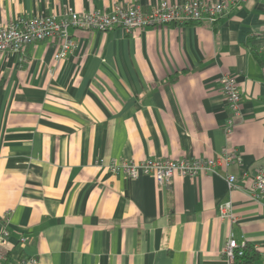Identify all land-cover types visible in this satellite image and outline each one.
Segmentation results:
<instances>
[{
  "label": "crops",
  "instance_id": "obj_1",
  "mask_svg": "<svg viewBox=\"0 0 264 264\" xmlns=\"http://www.w3.org/2000/svg\"><path fill=\"white\" fill-rule=\"evenodd\" d=\"M161 1L0 0V24L19 16L60 19L70 7L148 10ZM70 33L76 46L65 58L55 56L58 39L28 44L22 54L0 53L6 260L221 264L233 233L252 248L243 264H264V208L250 192L264 167V0H240L212 23ZM225 73L235 76L242 97L230 136L233 113L219 82ZM226 148L241 161L218 174H176L170 185L97 163L216 157ZM228 173L237 177L233 190ZM228 200L235 223L220 216Z\"/></svg>",
  "mask_w": 264,
  "mask_h": 264
},
{
  "label": "built area",
  "instance_id": "obj_2",
  "mask_svg": "<svg viewBox=\"0 0 264 264\" xmlns=\"http://www.w3.org/2000/svg\"><path fill=\"white\" fill-rule=\"evenodd\" d=\"M240 0H184L176 3L161 1L144 10L139 5L114 4L109 10L93 9L78 12L69 8L63 18L58 19L54 14L33 16L30 18L19 16L8 25L0 24V53H24L28 44L45 39H58L56 58H65L76 46L70 29L83 28L105 31L120 27L127 33H132L136 28L159 26L165 24L182 25L192 21L214 22L220 16L229 13L231 8ZM219 82L225 93L226 99L232 110L233 117L226 129L230 136L235 120L242 115V97L239 84L235 76L225 73ZM241 161V156L236 149L226 148L216 157L201 158H144L143 160H118L116 158H100L98 165L114 174L123 173L131 178H137L141 173L152 174L160 185L172 184L174 175L199 177L202 174H218L219 167L229 166L234 161ZM230 189L237 184L234 174L226 175ZM250 192L253 198L259 201L264 208V167L254 176ZM220 216L235 223L237 218L233 212L232 201L220 204ZM9 230L4 226L0 230V264H28L24 257L6 260L5 248L9 243ZM24 241L25 238H22ZM247 243L239 242L233 233H230L223 248L224 259L221 264H243ZM35 260V259H34Z\"/></svg>",
  "mask_w": 264,
  "mask_h": 264
},
{
  "label": "trees",
  "instance_id": "obj_3",
  "mask_svg": "<svg viewBox=\"0 0 264 264\" xmlns=\"http://www.w3.org/2000/svg\"><path fill=\"white\" fill-rule=\"evenodd\" d=\"M251 249L252 248H249V247L246 248V254L244 256V261L246 260V258L252 256L253 252L251 253Z\"/></svg>",
  "mask_w": 264,
  "mask_h": 264
}]
</instances>
